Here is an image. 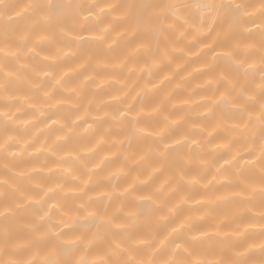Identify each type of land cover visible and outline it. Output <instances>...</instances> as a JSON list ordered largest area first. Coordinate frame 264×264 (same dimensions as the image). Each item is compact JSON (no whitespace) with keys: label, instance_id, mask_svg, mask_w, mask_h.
I'll use <instances>...</instances> for the list:
<instances>
[{"label":"clouds","instance_id":"1","mask_svg":"<svg viewBox=\"0 0 264 264\" xmlns=\"http://www.w3.org/2000/svg\"><path fill=\"white\" fill-rule=\"evenodd\" d=\"M0 264H264V0H0Z\"/></svg>","mask_w":264,"mask_h":264}]
</instances>
